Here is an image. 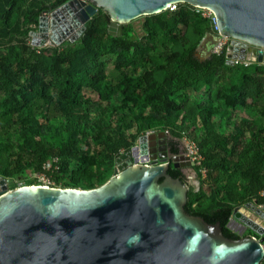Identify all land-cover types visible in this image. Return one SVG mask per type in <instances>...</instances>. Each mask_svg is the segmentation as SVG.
<instances>
[{"label":"trees","instance_id":"obj_1","mask_svg":"<svg viewBox=\"0 0 264 264\" xmlns=\"http://www.w3.org/2000/svg\"><path fill=\"white\" fill-rule=\"evenodd\" d=\"M68 1L0 0V178L33 185L43 174L88 190L145 133L187 137L207 173L194 166L199 188L188 186L185 212L218 222L228 239L253 236L228 222L234 207L264 206V64L227 65L225 48L199 60L211 23L187 4L142 17L141 35L131 23L109 35L98 10L75 42L31 46L39 15Z\"/></svg>","mask_w":264,"mask_h":264},{"label":"water","instance_id":"obj_2","mask_svg":"<svg viewBox=\"0 0 264 264\" xmlns=\"http://www.w3.org/2000/svg\"><path fill=\"white\" fill-rule=\"evenodd\" d=\"M173 4L212 12L217 33L200 39L199 60L212 55L220 37L243 43L247 52L264 49V0H69L40 15L30 44L73 43L98 10L108 17V34L119 36L122 25ZM253 53L261 63L262 52ZM163 135L139 137L115 159L117 172L96 188L17 186L0 178V264H261L263 209L251 202L233 208L228 227L235 218L254 234L235 240L223 235L218 222L186 213L188 186L168 174L171 155L153 149L155 137L160 145ZM176 161L194 166L173 157V169Z\"/></svg>","mask_w":264,"mask_h":264},{"label":"built area","instance_id":"obj_3","mask_svg":"<svg viewBox=\"0 0 264 264\" xmlns=\"http://www.w3.org/2000/svg\"><path fill=\"white\" fill-rule=\"evenodd\" d=\"M177 4L169 5L166 10L174 11L176 9ZM203 18H206L211 23V32L216 34L217 28L216 24L212 15V12L207 9H196L194 8ZM226 49V64L233 66V65H242L243 67H248L253 63H260L257 61V55L253 53V51L260 50L262 52V59L263 61L260 64H264V49L258 48H251L249 52H247L246 47L243 43L232 40L226 37H220L217 45L213 48L212 54H219L222 49ZM153 133V132H150ZM182 142L186 149V157L187 159L194 164V166L199 167V173L202 178L205 177L207 170L201 166V161L203 159L201 153L199 152L198 147L195 143L188 139L187 137H183ZM34 184L37 186H44V187H54L51 179L47 178L43 174H36L33 176ZM17 186H21L20 184H16ZM260 197H264V189L259 192ZM258 208L264 209L263 205H257ZM261 246L264 250V241L261 243Z\"/></svg>","mask_w":264,"mask_h":264},{"label":"flooded vegetation","instance_id":"obj_4","mask_svg":"<svg viewBox=\"0 0 264 264\" xmlns=\"http://www.w3.org/2000/svg\"><path fill=\"white\" fill-rule=\"evenodd\" d=\"M40 15H39V17H40ZM37 29H38V26H37ZM37 29L35 31H37ZM155 134H157V133H155ZM157 140H159V138H157V136H156L155 137V143L153 144V149L155 148L157 154L160 152V153H163L166 157L169 154L171 155L170 156L171 161L169 163V165H170L169 168H172V164H173L172 158L173 157H185L187 162L190 163V161L186 157V149H185V146H184L182 140L170 141L168 139V137L166 136V134H164L163 137L161 138V144L160 145L157 144ZM146 142H147V145H148L147 146V151L149 152V151H151L152 147H150V144H149L148 140ZM176 163H178V167H179L177 169H179L181 171V173H182V177L180 178V180L183 183H185L187 186L191 185V183H190V181H189V179L187 177L188 174H191L193 176V178L195 180H197V174L195 172L194 166H192V167L191 166H181L182 164H181L180 161H176Z\"/></svg>","mask_w":264,"mask_h":264},{"label":"rangeland","instance_id":"obj_5","mask_svg":"<svg viewBox=\"0 0 264 264\" xmlns=\"http://www.w3.org/2000/svg\"><path fill=\"white\" fill-rule=\"evenodd\" d=\"M142 22H143L142 17L141 18H138V19H135V20H133V21L130 22L131 25H132V27H133V29H134V31L136 32L137 35H141V25H142ZM52 46H54V44L51 43V42H48V43H45V45L43 46V48H48L49 49ZM104 61L107 63L108 70H110L111 69V66H110L111 65V61L108 58H104ZM148 133H150V132H148ZM187 177H188V179H189V181L191 183L190 186L196 187L197 180H195L191 174H188ZM14 180H15L16 184H18V185L19 184L20 185L26 184L25 178H19L18 180H16V179H14ZM237 231L239 232V230H237ZM238 235H241V233L238 234Z\"/></svg>","mask_w":264,"mask_h":264},{"label":"crops","instance_id":"obj_6","mask_svg":"<svg viewBox=\"0 0 264 264\" xmlns=\"http://www.w3.org/2000/svg\"><path fill=\"white\" fill-rule=\"evenodd\" d=\"M240 211L243 212L242 209H240ZM263 211H264V209H263ZM243 214L246 215L245 211L243 212ZM263 223H264V222H262V224H263ZM260 224H261V223H260ZM236 227H237V228H236ZM229 228H230L232 231H234L235 233H237V234H240V233H241V235H243V234H245L247 231H249V229H243V228H241V227L239 226V222H238V220L235 219V218H233V219L230 220ZM238 229H239V232L237 231Z\"/></svg>","mask_w":264,"mask_h":264},{"label":"bare ground","instance_id":"obj_7","mask_svg":"<svg viewBox=\"0 0 264 264\" xmlns=\"http://www.w3.org/2000/svg\"><path fill=\"white\" fill-rule=\"evenodd\" d=\"M46 43H48V42H46Z\"/></svg>","mask_w":264,"mask_h":264}]
</instances>
